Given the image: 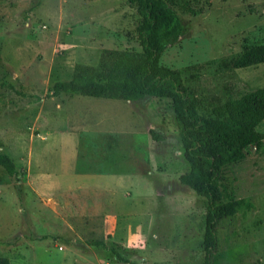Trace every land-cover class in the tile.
<instances>
[{
    "label": "rangeland",
    "instance_id": "rangeland-1",
    "mask_svg": "<svg viewBox=\"0 0 264 264\" xmlns=\"http://www.w3.org/2000/svg\"><path fill=\"white\" fill-rule=\"evenodd\" d=\"M166 1L182 33L160 63L180 72L201 114L214 116L217 106L264 87V62L234 66L245 40L264 42V0ZM138 21L127 0H0V149L19 170L10 176L0 166V255L11 264H203L206 199L179 180L188 165L171 101L49 95L75 66L99 69L106 51L143 59ZM72 99L77 108L105 110L113 125L135 133L138 175L118 194L41 197L31 188L32 146L45 167L55 170L58 162L50 145H33L46 135L41 124L57 103ZM150 128L165 139L155 142ZM257 129L264 133V120ZM223 172L237 206L219 221L213 262L264 264V140Z\"/></svg>",
    "mask_w": 264,
    "mask_h": 264
},
{
    "label": "trees",
    "instance_id": "trees-1",
    "mask_svg": "<svg viewBox=\"0 0 264 264\" xmlns=\"http://www.w3.org/2000/svg\"><path fill=\"white\" fill-rule=\"evenodd\" d=\"M136 8L139 21L137 38L143 59L133 61L129 54L106 51L99 69L77 65L70 80H58L50 96L61 93L137 102L145 97L171 101L176 127L183 147L188 171L180 182L206 199L203 233V264H214L217 249V227L224 216L236 211L237 200L223 182L225 166L233 169L251 146H261L264 133L257 127L264 120V87L226 101L205 116L198 109L195 92L183 83L180 72L160 63L163 52L177 42L182 23L166 0H127ZM264 62V42L245 40L234 60L235 67ZM149 133L155 142L165 135L154 128ZM0 166L10 176L19 170L11 156L0 149ZM17 191L21 188L18 186ZM99 244V242H95ZM118 259L121 256L116 253ZM0 264H11L0 255Z\"/></svg>",
    "mask_w": 264,
    "mask_h": 264
},
{
    "label": "crops",
    "instance_id": "crops-1",
    "mask_svg": "<svg viewBox=\"0 0 264 264\" xmlns=\"http://www.w3.org/2000/svg\"><path fill=\"white\" fill-rule=\"evenodd\" d=\"M74 101L72 99L68 104L57 103L53 118L42 124L38 122L48 129L46 135H39L33 145L45 144L46 148L50 145L56 151L58 162L55 170L45 167L41 162L42 157L34 155L32 146L31 163L35 162L36 166L30 176L31 188L41 197H49L55 192L80 190H101L118 194L124 182L131 181L138 175L135 133L129 128L113 125L112 118L104 113L105 110L94 106L77 108L76 105L80 104H75ZM66 108L78 111L77 117H67L63 112ZM127 187L131 188V185ZM126 188L124 186V191Z\"/></svg>",
    "mask_w": 264,
    "mask_h": 264
}]
</instances>
